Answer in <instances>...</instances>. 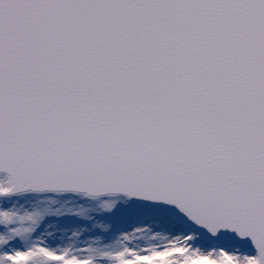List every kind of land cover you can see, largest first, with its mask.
Returning a JSON list of instances; mask_svg holds the SVG:
<instances>
[{
  "label": "snow or ice",
  "instance_id": "snow-or-ice-1",
  "mask_svg": "<svg viewBox=\"0 0 264 264\" xmlns=\"http://www.w3.org/2000/svg\"><path fill=\"white\" fill-rule=\"evenodd\" d=\"M0 264H264V0H0Z\"/></svg>",
  "mask_w": 264,
  "mask_h": 264
}]
</instances>
